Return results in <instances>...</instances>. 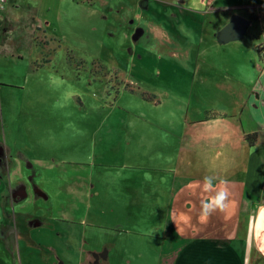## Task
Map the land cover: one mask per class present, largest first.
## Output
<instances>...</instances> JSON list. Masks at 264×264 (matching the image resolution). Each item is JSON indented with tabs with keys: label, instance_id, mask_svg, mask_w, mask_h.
<instances>
[{
	"label": "crops",
	"instance_id": "1",
	"mask_svg": "<svg viewBox=\"0 0 264 264\" xmlns=\"http://www.w3.org/2000/svg\"><path fill=\"white\" fill-rule=\"evenodd\" d=\"M180 1L184 2L42 0L44 20L45 12L56 20L62 4L70 2L90 13L108 12L110 18L119 16L132 23L143 22L144 16L137 12L155 2L160 22H151L154 38L203 43L198 63L187 68V76L191 74L189 93L193 90L192 98L208 107V114L190 123L201 124L199 130L190 126L182 135L147 130L139 116L120 113L114 119L119 96H136L135 90L123 87L111 107L97 104L93 114L77 109L71 120L78 132L77 145H88L90 151L66 164L40 156V144L21 139L20 128L28 134L32 127L26 121L33 116L0 113V249L14 248L16 264H264V231L259 237L256 231L264 189L257 202L242 205L246 203L243 185H264V177L259 182L255 178L258 170L264 176V62L259 54L264 35L248 33L254 22L264 23V0ZM22 3L6 0L0 8ZM162 7L169 11L161 14ZM31 8L26 20L32 18L34 23L26 26L33 37L35 25L48 35V23L42 25L38 8ZM179 9L177 16L174 11ZM233 15L249 18L251 25L243 38L219 43L217 34ZM143 33L138 29L133 37ZM1 55L0 50V64L8 62V56ZM19 70H14L15 78L1 76L0 71L2 105L13 92L7 87H24L16 81ZM38 70L30 67V74H39ZM173 76L169 73L165 79ZM255 133L258 140L250 146L245 137ZM227 153L236 156L226 160ZM7 157L12 159L10 175L3 167ZM181 169L197 171L199 177L190 186L199 187V192L182 193L187 186L177 176ZM210 169L232 174L228 180H213L212 190L205 191V171ZM220 191L227 192V199L221 207L213 203L214 210L203 218L202 204ZM0 264H4L2 256Z\"/></svg>",
	"mask_w": 264,
	"mask_h": 264
},
{
	"label": "rangeland",
	"instance_id": "2",
	"mask_svg": "<svg viewBox=\"0 0 264 264\" xmlns=\"http://www.w3.org/2000/svg\"><path fill=\"white\" fill-rule=\"evenodd\" d=\"M176 2L180 4L184 1ZM32 5L40 12L41 24L47 26L48 23V35L35 25L33 37L31 27L26 26L34 23L32 18L26 20ZM43 6L42 0H23L19 7L5 10L4 7L0 8V50L3 56H8V62L0 64L1 76L15 78L14 70L20 67L16 73L20 80L16 78V81H21L20 84L24 86L6 88L13 92L4 98L3 105L0 103V115L12 112L33 116L26 121L32 127L31 131L27 134L25 127H21L19 135L23 141L31 139L34 144H40L41 148L37 150L43 152L40 156L74 164L82 154H88V145L78 147V132L74 131L71 120L78 114L77 109L82 114H93L97 104H102L104 108L106 104L111 107L123 87L135 90L136 98L127 93L119 96L118 108L124 106L127 109L117 108L113 113L114 119L120 113L139 116L147 130H174L182 135L192 126L190 123L195 118L208 114V107L196 100V97L192 98L193 90L189 93L191 74L187 76V68L198 63L197 52L199 44L203 43L185 42L176 38L160 41L154 38L151 22H160L154 13L155 2L154 5L147 4L144 12H137L138 17L144 16L143 22L135 19L137 21L133 23L119 16L110 18L108 12L90 13L83 6H74L70 2L62 4L58 10L60 16L56 20L47 12L44 13V20ZM168 11V7H162L160 13ZM179 11L174 13L178 16ZM253 25L249 27V34L257 33L256 37L264 35V23L254 22ZM177 28L184 29L180 25ZM138 29H143L144 33L135 39L133 35ZM260 41L259 38L253 43ZM30 67L34 72L39 69L40 73L32 76ZM169 73L174 76L165 79ZM125 82L130 83L126 85ZM69 92L74 93L71 98ZM29 97L34 102H29ZM132 119L129 118L130 129L135 127ZM200 125H194L192 129L199 130ZM242 154L245 152L242 151ZM214 155L210 153V157L217 161ZM234 156L233 153L225 155L226 160ZM205 172L213 178L212 181L222 178L228 180L232 174V171L217 172L213 169ZM177 176L185 180L183 185L187 186L182 193L187 195L190 189L199 192V187L190 186L194 183V177H199L197 171L181 169L177 171ZM256 177L257 182L261 181L263 172L258 170ZM261 189H264V185H243L246 203L242 205L257 202ZM0 250L4 264H16L14 248L11 251Z\"/></svg>",
	"mask_w": 264,
	"mask_h": 264
},
{
	"label": "water",
	"instance_id": "3",
	"mask_svg": "<svg viewBox=\"0 0 264 264\" xmlns=\"http://www.w3.org/2000/svg\"><path fill=\"white\" fill-rule=\"evenodd\" d=\"M252 20L240 15H233L230 22L217 34L219 43H227L231 40L243 38Z\"/></svg>",
	"mask_w": 264,
	"mask_h": 264
},
{
	"label": "clouds",
	"instance_id": "4",
	"mask_svg": "<svg viewBox=\"0 0 264 264\" xmlns=\"http://www.w3.org/2000/svg\"><path fill=\"white\" fill-rule=\"evenodd\" d=\"M74 95V93L69 92L68 96L71 98V96ZM212 179L211 177H206L205 178V191H210L212 190ZM227 199V192L226 191H220L218 192L215 197H213L211 200L206 201L202 204L203 208V218H206L207 215L213 211V203H215L216 207H221L223 202ZM256 231H257V236L259 237L260 232L264 231V208H261L260 214L257 218L256 222Z\"/></svg>",
	"mask_w": 264,
	"mask_h": 264
},
{
	"label": "trees",
	"instance_id": "5",
	"mask_svg": "<svg viewBox=\"0 0 264 264\" xmlns=\"http://www.w3.org/2000/svg\"><path fill=\"white\" fill-rule=\"evenodd\" d=\"M250 18H253V15ZM46 45H47V43H46ZM259 54H260L261 61L264 62V48L263 47L259 48ZM144 96H145V94H144ZM245 140L250 144V146H254L258 140V134L255 133L252 135H247L245 137Z\"/></svg>",
	"mask_w": 264,
	"mask_h": 264
},
{
	"label": "flooded vegetation",
	"instance_id": "6",
	"mask_svg": "<svg viewBox=\"0 0 264 264\" xmlns=\"http://www.w3.org/2000/svg\"><path fill=\"white\" fill-rule=\"evenodd\" d=\"M11 165H12V159H10L9 157H7L5 159V162H4V165H3L4 170H5V173L7 175H10V173H11Z\"/></svg>",
	"mask_w": 264,
	"mask_h": 264
},
{
	"label": "built area",
	"instance_id": "7",
	"mask_svg": "<svg viewBox=\"0 0 264 264\" xmlns=\"http://www.w3.org/2000/svg\"><path fill=\"white\" fill-rule=\"evenodd\" d=\"M6 0H0V5H2Z\"/></svg>",
	"mask_w": 264,
	"mask_h": 264
}]
</instances>
